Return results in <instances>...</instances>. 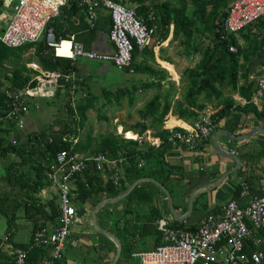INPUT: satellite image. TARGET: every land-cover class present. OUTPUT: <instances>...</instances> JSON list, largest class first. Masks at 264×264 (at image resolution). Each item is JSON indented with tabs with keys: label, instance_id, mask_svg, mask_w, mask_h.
I'll return each mask as SVG.
<instances>
[{
	"label": "built area",
	"instance_id": "built-area-1",
	"mask_svg": "<svg viewBox=\"0 0 264 264\" xmlns=\"http://www.w3.org/2000/svg\"><path fill=\"white\" fill-rule=\"evenodd\" d=\"M82 14L89 27L96 25L98 11L105 9L110 16L108 41L111 52L87 50L73 36L67 39L57 37L50 22L59 16L68 5V0H2L3 8L10 13L8 23L0 33V42L7 48L18 49L28 44L44 41L55 57L84 59L86 61L108 62L118 71L130 69L135 50L144 51L156 35V25H148L136 11L121 0H79ZM264 18V0H231L226 16L223 18L222 41L236 36L246 28ZM153 20V18H152ZM64 43L67 49L64 50ZM230 52H236L235 45H229ZM32 68L38 67L33 64ZM130 71H133L130 69ZM74 75L64 76L65 80ZM61 78L58 72H41L33 80L35 87L8 92L7 118L15 123L20 131L26 123V116L34 107L36 97H50L52 84L57 85ZM32 80V81H33ZM70 101L73 103L74 87L71 88ZM86 94L83 95L85 97ZM250 102L259 105L264 100V73L256 79V89ZM167 141L173 148L185 149L191 153L199 152L216 131L210 116H201L190 125L181 128H166ZM148 139L150 145L160 147L163 140L140 137L139 145ZM126 159L110 158L98 154H72L61 151L56 154L47 171L50 187L55 190L58 216L51 228L40 227L33 234L34 245H51L53 258H60L71 228L79 223L75 194L76 175L84 172L104 173L119 187L124 179ZM143 162L140 161L138 167ZM243 200H245L243 202ZM156 228L161 235V244L153 250L132 252L127 260L115 264H264V186L255 195L250 194L246 181L240 184L238 198L223 204L217 213H207L201 222L191 229L172 227L166 219H158ZM7 240V237H4ZM252 247L248 252L246 249ZM13 264H27V251L13 248ZM42 264H51L45 260Z\"/></svg>",
	"mask_w": 264,
	"mask_h": 264
},
{
	"label": "trees",
	"instance_id": "trees-1",
	"mask_svg": "<svg viewBox=\"0 0 264 264\" xmlns=\"http://www.w3.org/2000/svg\"><path fill=\"white\" fill-rule=\"evenodd\" d=\"M121 1L125 3L124 1L126 0ZM133 1L138 4V7L134 9L137 15L141 16L148 25H156L154 17L156 15L154 13L151 15V9H158L160 14V30L157 38L158 44L167 40L170 27L172 26V40L182 36L183 45L186 46L187 51L194 50L193 37L196 23L186 15L184 11L185 5L182 4L180 8H174L171 7L170 1H165L156 7L147 3L148 0ZM192 1L196 7L194 13L196 20L204 26L206 32L213 34L214 40L213 45L202 53L200 62L187 72L189 87L186 89L182 101H177L171 112L180 119L196 117L197 115L195 113L188 112V107L201 110L204 105L198 103L200 100L204 102L219 101L224 96V90L228 88L230 91L237 93L240 97L247 100L251 98L256 89L255 81L249 79V70L246 68L241 72L242 65L238 62V59H236L238 50H236V52H230L228 49L229 45L239 47L236 36H231L225 41L221 39L224 34L222 23L223 18L226 16L227 8L221 12L219 8L225 6L226 0ZM208 6H210L209 11L207 9ZM62 11L68 15V17H74L78 16L79 12H82V6L79 4V0H69L68 6L66 8L64 7ZM81 20H83V17ZM258 23L264 25V18L258 21ZM49 25L54 28L57 37L64 38V31L60 29L55 19H53ZM98 29L99 27L97 25L91 28L88 24H84V27L81 28L80 31H87L88 34L94 38ZM1 32L2 30L0 33ZM243 33L242 31L239 34L242 35ZM87 36V34H80L75 37V40L83 43L84 47L89 50L90 47L86 44L88 41ZM243 38L250 39L249 35H243ZM41 42L44 43L42 46L43 49H51L44 41ZM262 43H264V35L262 37ZM30 46L32 45H25L18 49H10L0 42V63L14 56L21 57L20 53ZM240 51L239 53H241ZM150 53L152 56L153 52L151 51ZM137 54L138 51L135 50L134 57H136ZM243 58L246 59V55H243ZM75 61L76 60L69 58L55 56H52L50 59L40 58L41 65L45 71L58 72L61 75V78L57 81L53 98L57 99L61 95L67 98L65 108L70 119L62 130L48 129L39 132L25 133L24 138L21 139L15 136V139L10 141L8 140V135H6L8 133H5V135L0 133V157L6 158L9 155L12 156V161L8 165L6 177L4 179L8 191L5 192L3 196H0V217L5 219V236L7 237L6 241L4 238H0V264H13L12 256H9L7 251L3 249L5 242L11 244L12 248H22L26 250L27 264H39L38 259L41 257L50 259L49 261L51 264H62L59 258L48 257L44 246H32L33 237L25 244L16 243L12 240L17 229V222L21 219L17 211L21 208L24 211L25 218L31 219L33 222L34 231L40 227H47L49 223H56L58 216L57 198L54 196V198L43 202L38 195L42 190L51 186L47 179V171L57 153L61 151H70L72 154H102L113 159L124 157L127 161L124 166V178L127 179L128 176L132 175L138 179L140 177L138 174L139 160L146 159L149 154L155 152L152 147H148L146 150L142 151L137 148V141L132 139H124L121 141L114 135L101 138L93 148H91L90 145V138L84 142H79V132L86 120V112L93 108V102L96 100V97H92L86 101H78L74 106L71 105L69 91L74 87V93L76 94L75 91L77 89L75 88H78V81L73 79L66 81L64 76L75 75L77 71ZM135 68L137 71H142L143 69L141 65H136ZM31 73L32 71L24 64H20L14 67L10 77H8V88H3L0 83V121L7 119L8 92L23 89L28 85L32 88L36 86L37 82L31 80ZM123 94L124 92L119 89L115 92L113 97L119 100L120 96ZM226 101L227 103L222 109L213 115L212 121L214 123L225 117L227 112L233 109V100L228 98ZM183 104L186 105L185 108ZM249 108L258 118H262L264 115V108L260 112L251 106ZM170 110L171 106L168 100L161 104L159 96H154L145 104L144 108L140 110V117L142 120L150 119L152 125L158 126L162 123L164 117ZM235 110L243 112L246 108L235 107ZM10 122L12 126L16 128L15 123L11 120ZM140 126L141 130L138 132L139 135L147 128L142 122ZM16 131L19 130L16 128ZM127 131H130V129L125 130V132ZM156 136H159L163 140L164 144L161 145L162 147L165 145L171 147L167 141V131L160 130L156 133ZM24 167H28L30 173H27ZM100 174L101 173L98 172H84L83 174L76 175L75 194L79 203L83 204L90 199H96L94 201L99 202L103 197H116L126 190L124 187L118 189L109 177L107 180H104ZM120 186H122V183ZM135 190H137V188L133 191ZM94 204L96 205V203ZM172 227L183 228L178 224ZM261 236L264 238V233L261 234ZM127 250L126 252L129 256L130 251ZM246 250L250 252L253 248L249 247ZM9 260L11 263H6Z\"/></svg>",
	"mask_w": 264,
	"mask_h": 264
},
{
	"label": "crops",
	"instance_id": "crops-1",
	"mask_svg": "<svg viewBox=\"0 0 264 264\" xmlns=\"http://www.w3.org/2000/svg\"><path fill=\"white\" fill-rule=\"evenodd\" d=\"M149 1L147 3H150ZM82 17L83 20H81ZM54 19L60 26V29L64 31L65 39L70 36L76 39L75 37L80 34H87L88 41L86 44L90 47L89 50L102 52H111L113 50L112 44L108 41L111 21L109 13L105 9L98 11L96 25L99 29L94 38L87 31H80L84 27V24H88L82 12H79L78 16L68 17L61 10L59 16ZM172 33L173 27L171 26L169 36L163 42H170L173 38ZM163 42L157 43V46ZM160 51L155 49L153 54V58L161 64L160 67L169 71L164 66V63H166L175 69L173 62L164 61L159 58L158 54ZM143 53L144 51L138 53L134 57V60L140 59L141 61ZM75 60L85 61L78 58ZM33 64L38 68H32ZM75 65L78 68L77 62ZM25 66L33 73V75L30 74L31 80L35 76L40 75L41 72H48L42 70L36 63H26ZM91 72H88V74L93 75L94 73ZM169 73L171 72L169 71ZM249 77L251 80V71H249ZM55 88L56 86L51 89L53 95ZM225 91L227 90H224V96L219 101L204 102L200 100L198 103L204 105L201 110L188 107V112H193L197 115L189 119H180L171 113L175 106L174 101L179 99L173 97L174 101L169 102L171 110L164 117L160 125H152L150 119H147L141 121L147 128L140 135L138 132H133L132 130L127 131L140 137L145 138L148 136L149 138L153 137L162 140L159 136H156V133L160 130L167 131L166 128L169 127L176 129L184 128L201 116H210L212 119L213 115L219 112L227 103L226 99L230 98L233 100V109L215 123V133L199 152L191 153L185 149L168 147L166 145L154 147L150 145L148 139H143L142 144H138L137 148L142 151L148 147L154 148L153 150L155 151L153 154H149L146 159L139 160V162H143V165L138 167V174L140 175L138 179L149 178L162 185L170 194L176 213L187 216L184 220L176 219L170 211L167 195L158 184L149 181L140 183L135 187L137 190L133 191L134 188L133 192L131 191L132 193L130 192L123 199L105 205L97 212V222L101 229L113 236L119 243L121 253L118 260L128 259L127 249L130 253L144 252L153 250L157 245L161 244V235L156 228L158 219H166L171 226L178 224L183 228H192L199 224L207 213H217L218 209L227 201L238 198L242 182L246 181L248 183L251 195L257 194L260 188L264 186V133L256 131L257 129L264 130V115L262 118H258L249 108L251 106L260 112L264 108V100L259 105H255L250 102L251 99L247 100L240 97L237 93L232 91L226 93ZM53 95L50 97H53ZM180 101L182 100L180 99ZM183 107L185 108L186 105L183 104ZM235 107L246 108V110L243 112L237 111ZM219 131H225L233 136L240 137L256 131L241 141L226 135H220L217 138V144L223 151L234 153L239 157L240 165L235 171L233 170L237 166L236 160L220 155L213 146L215 135ZM226 173L229 174L223 177ZM100 176L104 180L108 179L107 172L101 173ZM133 177L130 175L127 179L124 178L122 186L117 187L118 189L121 187L126 189L121 194L129 190L132 184L138 180ZM209 185L214 186L211 187ZM42 191L44 196L45 189ZM51 192L56 196L53 188H51ZM193 192H195L193 209L187 214L190 196ZM40 195L38 196L40 197ZM107 197L110 196L103 197L100 201ZM94 200L96 199H90L83 204L77 201L76 208L80 221L71 228V233L65 245V247L69 246V250L67 254L61 253L59 258L62 264H109L115 259L118 250L115 240L109 235L97 232L91 224V212L93 211L94 203L97 205L100 202ZM20 224L21 242L17 241L14 236L12 240L16 243L25 244L31 240L37 229L34 231L33 222L31 219L25 218L22 208L21 219L18 220L17 227ZM51 226L52 224L49 223L47 227L51 228ZM3 228L6 229V224ZM3 235L5 233L2 236L0 235V238L5 237ZM4 245L9 247L12 252L13 248L11 244L5 242ZM32 246L37 245H34L32 242ZM44 247L46 248L48 257H52V246L46 245ZM38 260V263L42 264L45 260L49 261L50 259L41 257ZM132 264L139 263L133 260Z\"/></svg>",
	"mask_w": 264,
	"mask_h": 264
},
{
	"label": "rangeland",
	"instance_id": "rangeland-1",
	"mask_svg": "<svg viewBox=\"0 0 264 264\" xmlns=\"http://www.w3.org/2000/svg\"><path fill=\"white\" fill-rule=\"evenodd\" d=\"M170 1L171 7L180 8L183 5L186 15L193 19L196 23L194 37H193V51H187L186 46L183 45V37L171 40L170 42H163L157 46V38L159 36L160 17L158 9H151L156 15L155 24L157 25L156 35L153 37L150 45L146 48L142 55V60H134L130 69L118 71L108 62L95 61H80L76 60L78 68L73 77V80L78 81V88L73 95L72 106L76 105L78 101H86L92 97H96L93 102V108L86 112V120L79 132V142H84L90 138L91 148L95 147L101 138L109 135L117 136L119 140L126 138V129L133 132H140L141 117L140 110L145 104L154 96H159L160 103L168 100L173 102L174 98H179L174 101V104L182 100L186 89L189 87V80L187 72L195 67L201 60L202 53L208 47L213 45V34L205 31L204 26L200 24L195 16L196 7L192 0H150L149 4L159 6V4ZM231 0H226L225 6H221L219 11H223L228 7ZM125 5L136 9L138 4L133 0L124 1ZM208 11L210 6H208ZM150 11V12H151ZM10 13L2 6L0 0V31L4 29L8 23ZM250 28L243 30V34L236 35L238 55L236 59L242 65L241 72L246 68L251 71V80L255 81L257 77L263 74L264 71V43L262 37L264 35V25L255 23ZM243 35H249L250 39H244ZM169 41V40H168ZM30 45V44H28ZM26 50L21 52V57L14 56L8 60L0 63V83L3 88L9 87L8 77L15 66L26 63H36L42 70L43 67L40 58L50 59L55 56L51 49H43V42L31 44ZM159 52V58L164 61L173 62L174 68L164 63V66L171 72L160 67V63L153 58L154 50ZM241 50V51H240ZM153 52L152 57L151 53ZM239 51L241 53H239ZM246 55V59L243 58ZM136 65L142 66V71L136 70ZM91 67L93 68L91 70ZM92 71V72H91ZM107 71V73H106ZM88 72L94 73L93 75ZM33 75V73H31ZM77 87V86H76ZM121 89L124 94L120 96L119 100L113 96L116 91ZM226 93L231 92L228 88ZM86 94L85 97L83 95ZM85 99V100H83ZM33 106L26 116V123L22 130L16 131L10 120L3 119L0 121V133L5 135L8 133V140L24 138L25 133L39 132L43 130H62L64 125L70 119L66 113L65 105L67 98L63 95L54 99L36 97L32 100ZM121 128V129H120ZM121 130V132H120ZM24 140V139H23ZM12 161V156L6 158L0 157V196H3L8 191L4 181L7 173L9 163ZM27 173H30L28 167H24ZM22 168V169H24ZM40 200L46 202L54 198L55 194L51 192V188L45 189L40 193ZM56 197V196H55ZM96 206V205H95ZM94 206V207H95ZM94 209V208H93ZM21 216V209L17 211ZM5 219L0 217V235L5 233L4 229ZM5 230V231H4ZM5 236V235H3ZM14 237L21 242V224L17 227ZM13 237V238H14ZM4 238V237H2ZM3 249H7L9 256L11 249L3 245ZM69 246L62 250V254H67ZM6 263H11L10 260Z\"/></svg>",
	"mask_w": 264,
	"mask_h": 264
},
{
	"label": "water",
	"instance_id": "water-1",
	"mask_svg": "<svg viewBox=\"0 0 264 264\" xmlns=\"http://www.w3.org/2000/svg\"><path fill=\"white\" fill-rule=\"evenodd\" d=\"M51 86L54 87V86H55L54 83H53ZM256 131H260V132H263V133H264V130H262V129H257ZM256 131H252V132H250V133H248V134H246V135H244V136H241V137H240V136H233L232 134H230V133H228V132H225V131H219L218 133H216L215 138H214V141H213V146H214L215 150H216L220 155H222V156H224V157H227V158H232V159L236 160V162H237V166L235 167V169H234L233 171H235V170L239 167V165H240V159H239V157H238L236 154H234V153L227 152V151H223V150L218 146V144H217V138H218L220 135H226V136H228V137H232V138H234V139H236V140L241 141V140H244V139H246L247 137L251 136V135H252L253 133H255ZM233 171H231V172H233ZM231 172H229V173H231ZM229 173H226L223 177L227 176ZM146 181H149V182H153V183L158 184V183L155 182L153 179H149V178H141V179H138L137 181H135V182L132 184L131 188H130L129 190H127L125 193H123V194H121V195H119V196H116V197H107V198L103 199L102 201H100V202L94 207L93 211L91 212V224H92L93 228H94L97 232H99V233H101V234L109 235L106 231H104L103 229H101V228L99 227V224H98V222H97V212H98L102 207H104L105 205L110 204V203H115V202H117V201L123 199V198H124L125 196H127V195H128V194H129V193H130V192L136 187V186H138L140 183H143V182H146ZM158 186H160V187L162 188V190L164 191V193L167 195V198H168V201H169V207H170V211H171L172 215H173L176 219L184 220V219L186 218L187 215H186V216H184V215H178V214L176 213L174 207H173L172 199H171V196H170V194L168 193V191H167L162 185H159V184H158ZM209 186L213 187L214 185H209ZM215 186H216V185H215ZM194 193H195V192H193V193L191 194V196H190V201H189V207H188V213H187V214H189V213L192 211V209H193ZM109 236H110L112 239L115 240V238H114L113 236H111V235H109ZM115 242H116V244H117V246H118L117 255H116L115 259H114L111 263H109V264H115V263L117 262L119 256H120V253H121V248H120L119 243L117 242V240H115Z\"/></svg>",
	"mask_w": 264,
	"mask_h": 264
},
{
	"label": "bare ground",
	"instance_id": "bare-ground-1",
	"mask_svg": "<svg viewBox=\"0 0 264 264\" xmlns=\"http://www.w3.org/2000/svg\"><path fill=\"white\" fill-rule=\"evenodd\" d=\"M66 49H67V44L64 43V50H66ZM125 134H126V138H128V139L134 140L136 138V135L134 133H132V132H126Z\"/></svg>",
	"mask_w": 264,
	"mask_h": 264
}]
</instances>
